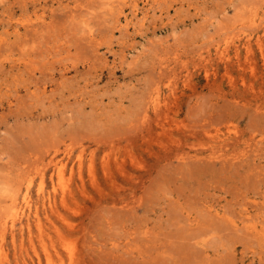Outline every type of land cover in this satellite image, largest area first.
<instances>
[{
  "label": "rangeland",
  "instance_id": "374dc122",
  "mask_svg": "<svg viewBox=\"0 0 264 264\" xmlns=\"http://www.w3.org/2000/svg\"><path fill=\"white\" fill-rule=\"evenodd\" d=\"M260 18L264 0H0V217L33 177L39 257L19 223L8 264L48 263L36 211L55 264H264Z\"/></svg>",
  "mask_w": 264,
  "mask_h": 264
},
{
  "label": "bare ground",
  "instance_id": "6f19581e",
  "mask_svg": "<svg viewBox=\"0 0 264 264\" xmlns=\"http://www.w3.org/2000/svg\"><path fill=\"white\" fill-rule=\"evenodd\" d=\"M251 18H252V20L250 21V23L251 22H252V24L257 23L258 19H254L253 20V17H251ZM258 18H259V16H258ZM261 20L262 19L260 18V21ZM262 23H263V26H264V20H262ZM263 31H264V29H263ZM259 41L260 40H258V42ZM245 45H246L247 53H249L250 52V47H251L250 46V40H248L245 43ZM259 46H260L261 53H262L263 58H264V50L262 48L261 43H259ZM220 49L221 48L219 47L217 49V52L218 53H222V54H224V52L227 50V48H225L223 50L224 52L223 51L222 52H219ZM236 55L237 56L239 55L238 51H236ZM149 98H150L149 99L150 100L149 101L150 106L153 109L157 110L158 107L160 106V103H161L159 89L158 88L154 89V92L151 94V97H149ZM80 158H81V155H79V158L78 159L80 160ZM51 162H53V160H51ZM33 173L37 174L39 176V178H40V183L38 185L39 187H38V193H37V195H38L39 198L42 199V204L43 205L44 204H49V205L53 204V202H54V196H51L50 194H45L44 193V180H45V176H46V172L44 171V168H42V169L36 168ZM50 177H51V180H53L55 178V180L57 181V185L59 186L62 200L65 201L66 192L69 189V186H68L67 181H66V178H65V165L64 164H61V163H54V168L52 169V173H51ZM32 182H33V177H30L28 175L26 178H24V188L22 190L20 189V193L19 194L16 193V194H14V195H12L10 197L9 204L7 206V209L4 210L2 216L0 217V240L3 241L4 238H5L6 232L9 231L11 233V237L13 239V245L16 246L15 245V242H16V234H15V231H16L17 224L20 223L19 232H18V235H19V238H20V246H21L20 248L23 250V247H24V239L27 238V240H28V242L30 244V247L32 248L33 252L35 253L34 255H36L37 254V249L35 248V246L33 244V236H32V233L33 232H32L31 223H30L31 222L30 214L32 213V211L30 210V207H31V204L30 203H31V201L29 199V197H30L29 196V193H30V189H31L30 187H31ZM56 191H57L56 185H53V193H54V195H55V192ZM34 214H35V217H36V219H35V221H36L35 226L37 227L36 229L39 232V234H37V235L40 236V241H38V242H41V245H42L41 247L43 248V250L45 252V256H46L45 258H46V260L48 262L46 264H55L54 261H53L54 258L52 259V257H51V254L52 253L49 254L51 251L50 252L48 251V246H50L51 244L47 246L46 243H45L46 242V239L44 240V234H43L44 231L42 229V225H41L40 220L38 218L37 211L34 212ZM24 219H25V221H23ZM25 231L27 232V234H26ZM37 235H36V237H37ZM46 236H47V238H49L48 235H46ZM38 240H39V238H38ZM47 241H48V239H47ZM63 243L67 247L66 249L69 252V255H68L67 254V251H66L67 256L68 257L69 256L70 257L73 256L72 255L73 254L72 253L73 251L71 250V247H70V249L68 248L70 245H68L67 243L65 244V241ZM53 246L54 245H52V247ZM61 246H63V245H61ZM65 246H63L64 249H65ZM53 248L55 249V252L58 255L59 253L56 251V247H53ZM54 249H53V251H54ZM55 252L53 254L56 255ZM67 256L65 257L66 259H68ZM60 257L61 256H59V258ZM37 258H39L38 257V254H37ZM70 259L73 260L74 259V256L71 257ZM30 260H32V258ZM59 260H61V259H59ZM62 262L60 264H64ZM71 262L70 263L68 262V263L69 264H73ZM24 263L27 264L28 262L27 261H24ZM38 263H40V261H38ZM0 264H8V257H7V254H5L4 251H3V244H0Z\"/></svg>",
  "mask_w": 264,
  "mask_h": 264
}]
</instances>
